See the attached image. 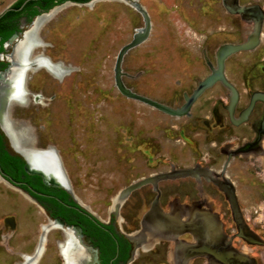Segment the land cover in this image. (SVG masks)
<instances>
[{
    "label": "rangeland",
    "instance_id": "1",
    "mask_svg": "<svg viewBox=\"0 0 264 264\" xmlns=\"http://www.w3.org/2000/svg\"><path fill=\"white\" fill-rule=\"evenodd\" d=\"M16 1L0 0V13ZM239 2L264 6V0ZM238 11L258 21L247 42L253 20L228 11L222 0L62 3L49 20L40 17L47 20L41 30L46 46L36 51L43 49L64 76L41 67L29 81L39 101L29 96L32 99L24 103L27 94L18 97L13 120L25 146L58 152L73 193L103 220L125 189L142 183L119 208L126 232L137 228L159 193L165 211L190 217L199 209L214 219L215 235L228 244L243 245L249 258L264 264V133L257 136L252 126L262 104H256L248 120H234L249 107L250 92L264 90V41L255 51L241 49L229 57L227 84L217 81L205 89L181 115L124 94L116 76L121 50L148 18L149 34L123 55L119 80L138 96L173 109L183 107L217 66L220 45L257 46L258 31L264 32L258 30L259 9ZM234 89L239 104L232 114ZM194 168L204 172L160 179L158 192L148 181ZM38 211L20 191L0 181V240L4 233L14 232L0 243L2 264L22 260L16 252H32L45 224ZM240 229L258 243L240 237ZM49 234L39 264H60L58 230ZM191 235L185 232L179 238L191 241ZM143 257L144 264L158 262L155 253H142ZM194 258L193 264H201L205 256Z\"/></svg>",
    "mask_w": 264,
    "mask_h": 264
},
{
    "label": "flooded vegetation",
    "instance_id": "2",
    "mask_svg": "<svg viewBox=\"0 0 264 264\" xmlns=\"http://www.w3.org/2000/svg\"><path fill=\"white\" fill-rule=\"evenodd\" d=\"M67 1L70 0H66L62 3H66ZM222 1L228 11L243 14L245 15V18L253 20L254 23L247 32L246 42L249 36L257 29L256 26L258 21L257 19L248 16L246 13H240L238 11L239 8L245 10L254 7L258 8L261 13L258 30L260 28L264 29V6H242L239 0H234L235 7L231 8L226 4L225 0ZM13 4L9 6V8L14 9L10 10L21 11L27 3L24 4L22 8H20L22 5L15 8ZM60 4L55 5L47 11L39 12L31 19H29V15L23 13L18 17H12L11 15L1 20V17L10 10L0 16V88L2 87V91L0 89V92H2L0 94V134L3 135L2 140L4 150L12 157V159L9 160V165L14 171L7 172L6 170H3L0 165V181L13 189L20 191L29 201L33 202L39 208L38 212L45 216V224H41V231L37 236L38 238L34 249L30 253L16 252L20 254L22 260L15 261L13 264H39L41 258L46 252L45 246L49 240V233L53 230H58V236L55 237V240L58 247L60 264H134L135 261H140V264H144L146 262V257L140 258L142 253L157 254V264H193L196 260L194 257L201 255L205 256V259L201 264H256L253 259L247 256V250L243 245L237 246L232 243L228 244L225 242L223 236L215 235L213 233V229L216 225L213 218L208 217L197 208L194 209L196 211L195 214L192 212L190 213V217H182L181 214L179 215L176 213L171 214L169 213V210L165 211L162 208L159 193L155 195L149 208L142 214L137 228H135L134 231L126 232L121 225L124 219L119 214V208L125 204L129 195L122 202L117 200L115 208L113 207L111 209L108 219L103 220L75 196L69 185V180L60 156L54 148L42 149L34 147L36 151L39 150L42 152H38L42 154L43 157L40 159L41 162L39 161L38 163H32L29 158L31 154L26 157L19 153L16 136L13 134L11 136V132H8V129L10 131L8 121L10 122L13 120L15 105L17 104L16 98L20 95L19 93V95H15V88H19V79H10L9 73L14 69H23L24 79L22 84L24 90L27 91V93L23 94V96L27 94L25 102H29L32 98L36 102L39 101V96L30 91L29 81L33 77V74L42 69L41 67H43V69L46 68L47 70L49 68L47 63L40 61L41 58H37L38 55L40 57L45 56L44 58L48 61L51 60L44 53L43 49L36 51V48H41V45L43 46L42 48L46 46L41 35V30L49 18H47L45 23L42 22L43 24L40 29L36 27V21L40 17L52 14ZM38 8L39 10L41 9L40 7ZM26 25H29V28L24 30ZM31 30L34 32L37 31L36 34L41 41V45H36L33 53L32 48L36 42L32 45H28L27 48L28 50L30 49V54L27 56V61L23 59H15L13 57L15 47L25 39L28 32H32ZM258 37L259 42L257 46L253 48H239L235 50L229 48L243 44L236 45L224 43L220 45L217 49V66H215L212 73L207 78L214 74L218 75L205 89L214 85L217 81L227 84L225 61L241 49L252 51L257 50L258 47L262 46V42L264 41L263 30L258 31ZM34 59L38 60L36 64L28 67V64L34 61ZM51 62L55 63L53 61ZM40 64L43 66L37 68ZM63 76L59 77L62 78ZM22 84L20 88L22 87ZM12 87L14 88V91ZM203 91L199 95H201ZM232 91L233 93L229 110L233 114L236 113V106L239 104V94L235 89ZM263 94L264 90L251 91L249 95L250 101L248 102L249 107L244 111L239 112V117L234 118L236 124L248 120L254 112L256 104L260 102L262 104L260 113L252 124L253 130L257 136L264 133V98L259 96ZM199 95H197V97ZM192 96H189V98ZM9 102L11 103V106ZM8 103L10 107L8 106ZM21 133L24 134L22 131ZM22 139L24 140L23 137ZM46 151L48 153H46ZM20 159L24 161V173L22 174L16 173V166ZM27 160L31 166L28 164ZM27 165L28 169H26ZM199 170L202 169L194 168L187 170L186 174L183 176L193 175L198 177L199 174L204 172L203 170L201 172ZM183 176H176L174 178ZM158 180L160 179H154V181L150 182H153V185H155L154 190L156 192H158ZM164 216L169 218H165ZM169 221L173 223L171 224V228L174 229L177 227L178 231L174 233L173 230L172 234L168 236L167 234L158 235L159 228L165 226ZM185 232L193 233V235H191V241L179 238V236ZM11 233L13 234L14 232ZM12 234L4 233L0 243H5L4 240L9 239L13 236ZM238 234L247 241L258 243L255 237L245 233L241 229ZM193 238L197 242H193ZM164 240H166L168 244L162 243Z\"/></svg>",
    "mask_w": 264,
    "mask_h": 264
},
{
    "label": "water",
    "instance_id": "3",
    "mask_svg": "<svg viewBox=\"0 0 264 264\" xmlns=\"http://www.w3.org/2000/svg\"><path fill=\"white\" fill-rule=\"evenodd\" d=\"M28 1H29V0H26V1L22 4V6H21L20 8H22V7L24 6V4H26ZM67 2H69V3H73L72 1H67ZM67 2H66V3H67ZM81 4H82V3H81ZM10 9H14V8H9V7L6 8L3 12L0 13V16H1L2 14H4L6 11L10 10ZM149 31H150V22H149L148 18H146V26L143 27L142 29H140V31L135 35L134 40H133L131 43H129L128 45H126L125 47H123V49L121 50V52H120V54H119V57H118L117 66H116L117 84H118L120 90H121L124 94H126V95H128V96H130V97H133V98H136V99H140V100H142V101H144V102H146V103H149V104H151V105H153V106H155V107H157V108H159V109H161V110H163V111H165V112H167V113L173 114V115H181V114H184V113H186V112L189 110L191 104L193 103V101H194V99L197 97V95H199V94H200V93H201V92H202L207 86H209V85L215 80V78L217 77L218 74H214V75L210 76L209 78H207L206 80H204V81L200 84L199 88L196 90L195 94H194L192 97L188 98V99H187V102L183 105V107H181V108H179V109H173V108H171V107L165 106V105H163V104L157 103V102H155V101H152V100H150V99H147V98H145V97H141V96H138V95L132 93L130 90H128L127 88H125V87L123 86V84H122V83L120 82V80H119V75H120V63H121V60H122L123 55H124V54H125L130 48H132L133 46L139 44V43L142 42L144 39H146V37H147L148 34H149ZM232 48L236 50V49H239L240 46L230 47L229 49H232ZM223 55H224V54H223ZM37 61H38V60H34V61H32V62L29 64L28 67H31V66L35 65ZM25 93H26V90H25ZM21 99H22V98H21ZM25 100H26V98L23 99V102H25ZM9 103H10V102H9ZM9 103H8V106H9ZM10 106H11V103H10ZM10 106H9V107H10ZM9 107H8V111H9ZM10 120H11V119H10ZM8 124L10 125V128H11V131H9V129H8V132H11V136H12V134H13V135L16 134V136H17L18 134H17V129H16V127H15L14 121H13V120H11L10 122L8 121ZM17 138H18L17 141H18V151H19V153H21L22 155L28 157V152H30V151H32V152L36 151L35 149H32V148H29V147L25 146V145H24V143H25L24 140L21 139L19 136H18ZM36 152H40V151L37 150ZM53 152H54V151H53ZM40 153H42V152H40ZM27 161H28V160H27ZM28 164L31 166V164L29 163V161H28ZM30 166H29V167H30ZM26 169H28V165H27ZM185 174H186V171H176V172H173V173H169V174H166V175L160 176V177L157 178V179L174 178V177H176V176H183V175H185ZM148 181H154V180H153V179H149ZM141 184H142V183H138V184H135V185H131L129 188L125 189V190L119 195V197H118L119 199H118V200H119L120 202H122L125 198H127V196L129 195V193L131 192V190H133L134 188L140 186ZM155 209H156V208H155ZM155 209H154V210H155ZM164 217H165V216H164ZM165 218H169V217H165ZM170 219H172V218H170ZM169 224H170V226H169ZM171 224H173L171 221H169L168 223H166L165 226H163L162 228H159L157 234H158V235H161V234H167V236H168V235H171V234H172L173 230H174V233H176V232L178 231V228H177V227H175L174 229L171 228Z\"/></svg>",
    "mask_w": 264,
    "mask_h": 264
},
{
    "label": "bare ground",
    "instance_id": "4",
    "mask_svg": "<svg viewBox=\"0 0 264 264\" xmlns=\"http://www.w3.org/2000/svg\"><path fill=\"white\" fill-rule=\"evenodd\" d=\"M226 1V4L229 6V7H231V8H234L235 7V3H234V0H225ZM253 12V11H252ZM53 14V13H52ZM52 14H48V15H45V16H43L44 18H50L51 17V15ZM44 21V20H43ZM43 23H42V19H40V18H38V20L36 21V27H38L39 29H40V26L42 25ZM32 31V30H31ZM38 32H39V30H38ZM37 31L36 32H34V31H32V32H28L27 33V35L25 36V39L20 43V44H18L16 47H15V53H14V58L15 59H23V60H25V61H27V56H29V51H30V49L28 50V45L29 44H33L34 42H36V44L33 46V48H32V53H33V51H34V49H35V47H36V45L38 46V45H41V41H40V39H38V36H37ZM31 56V55H30ZM41 58L40 59V61H44L45 63H47L48 64V66H49V68H48V70H49V72L51 73V74H53L54 76L56 75L57 77H59L60 75L59 74H63L62 73V70H61V68L59 67V65L57 64V63H52L51 61H48L46 58H44V57H40L39 55L37 56V58ZM35 60V59H34ZM39 61V62H40ZM19 62V61H18ZM25 64V63H24ZM29 65V64H28ZM26 66V65H25ZM41 66H43V65H38L37 66V68H40ZM12 69V68H11ZM9 77H10V79H12V80H14V79H16V78H18L19 79V83H18V85H19V88L17 87V86H15V87H17V88H15V95L17 96V95H19V98H22L23 96V94L25 93V90H24V88H23V84H22V81H23V79H24V70L22 69V70H18V69H14V70H12L10 73H9ZM21 84H22V87L20 88V86H21ZM13 88V87H12ZM1 89V91H2V87L0 88ZM22 89V90H21ZM19 90V91H18ZM21 90V91H20ZM13 91H14V88H13ZM27 92V91H26ZM2 92H0V94H1ZM19 93V94H18ZM2 96V95H1ZM19 98L17 97L16 99L17 100H19ZM10 131H11V128H10ZM12 142V141H11ZM14 143V142H13ZM46 153H48L47 151H46ZM29 154H31L30 155V159H31V161H32V163H38L39 161H40V159L41 158H43L42 157V154H40V153H38V152H28V155ZM41 162V161H40ZM52 163V162H51ZM53 164V163H52ZM55 168V167H54ZM176 211L174 210V209H172V210H170V213L172 214V213H175ZM181 215H184V214H181ZM183 217V216H182ZM207 223V222H206ZM207 226V225H206ZM208 233V232H207Z\"/></svg>",
    "mask_w": 264,
    "mask_h": 264
},
{
    "label": "trees",
    "instance_id": "5",
    "mask_svg": "<svg viewBox=\"0 0 264 264\" xmlns=\"http://www.w3.org/2000/svg\"><path fill=\"white\" fill-rule=\"evenodd\" d=\"M25 0H17L13 6L15 8L20 7ZM66 0H29L27 2V4L24 6V8L21 11H13L10 10L8 12H6L2 17L1 20L3 18H6L8 16L12 17H18L20 14H27L29 15V19H31L34 15L38 14L41 11H47L50 8L54 7L57 4H60L62 2H64ZM76 3H85L88 2L89 0H70ZM40 7L41 9L39 10ZM3 135L0 134V165L2 167L3 170H6L7 172H14L9 165V160L12 159L11 156L8 155V153L4 150V145H3ZM16 173H24V161L23 160H18V165L16 166Z\"/></svg>",
    "mask_w": 264,
    "mask_h": 264
}]
</instances>
